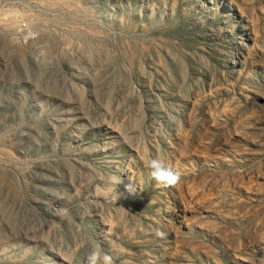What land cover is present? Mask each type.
Segmentation results:
<instances>
[{"label":"rangeland","instance_id":"obj_1","mask_svg":"<svg viewBox=\"0 0 264 264\" xmlns=\"http://www.w3.org/2000/svg\"><path fill=\"white\" fill-rule=\"evenodd\" d=\"M93 251L264 264V0H0V264Z\"/></svg>","mask_w":264,"mask_h":264},{"label":"clouds","instance_id":"obj_2","mask_svg":"<svg viewBox=\"0 0 264 264\" xmlns=\"http://www.w3.org/2000/svg\"><path fill=\"white\" fill-rule=\"evenodd\" d=\"M145 167L150 170V174L155 181L165 187H177L181 181V173L174 169L162 158H153L145 162ZM131 194H136L137 188L134 183L126 186ZM157 236L163 237L165 234L160 229H154ZM87 264H115L112 255L93 251L87 258Z\"/></svg>","mask_w":264,"mask_h":264}]
</instances>
